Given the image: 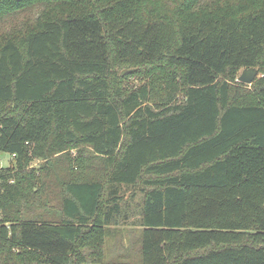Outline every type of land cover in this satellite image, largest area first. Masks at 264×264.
<instances>
[{"label": "trees", "instance_id": "16d2710c", "mask_svg": "<svg viewBox=\"0 0 264 264\" xmlns=\"http://www.w3.org/2000/svg\"><path fill=\"white\" fill-rule=\"evenodd\" d=\"M249 67L264 74V0H0V264H264ZM71 146L94 176H71L45 217L30 162ZM139 185V259L107 262Z\"/></svg>", "mask_w": 264, "mask_h": 264}, {"label": "rangeland", "instance_id": "374dc122", "mask_svg": "<svg viewBox=\"0 0 264 264\" xmlns=\"http://www.w3.org/2000/svg\"><path fill=\"white\" fill-rule=\"evenodd\" d=\"M243 70L240 71L239 75ZM121 73V84L124 88L130 89L137 87L140 84L137 75H128L130 70H127V66L120 68ZM264 74L260 73L257 75L254 82L260 79ZM253 82V83H254ZM252 83V84H253ZM252 84H248V88H251ZM184 99V92H180L178 100ZM88 149V146L85 147ZM84 148V149H85ZM80 148L78 146L69 147L64 154L55 155L51 159V163L47 162L48 159L32 157L29 168L38 169L37 174L41 178L39 186L36 188L41 189L40 202L42 203L39 212H44L45 217H51L48 214L51 210L54 212L62 204V197L64 196L63 185L73 175L80 177L94 176V172H88L78 167L77 157L80 154ZM11 157L8 153L0 154V167H7L11 163ZM94 162V161H93ZM92 162V163H93ZM142 185L137 186L138 193L134 200L131 197L130 188H124V192L128 197L129 201L133 200L134 209L131 217L120 225H112L109 228L108 236L105 243V258L108 262H122V261H135L139 259L140 248L142 242V227L138 223L139 209L144 199V194L140 190ZM0 217L2 212L0 209ZM84 264H97L88 262Z\"/></svg>", "mask_w": 264, "mask_h": 264}, {"label": "water", "instance_id": "95a60500", "mask_svg": "<svg viewBox=\"0 0 264 264\" xmlns=\"http://www.w3.org/2000/svg\"><path fill=\"white\" fill-rule=\"evenodd\" d=\"M258 74L259 69L257 67L245 68L243 69L237 80L246 84H252Z\"/></svg>", "mask_w": 264, "mask_h": 264}]
</instances>
